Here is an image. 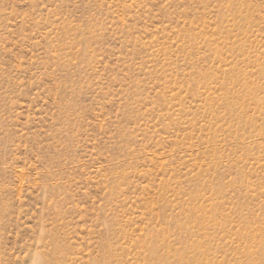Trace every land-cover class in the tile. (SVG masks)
<instances>
[{
  "label": "rangeland",
  "instance_id": "374dc122",
  "mask_svg": "<svg viewBox=\"0 0 264 264\" xmlns=\"http://www.w3.org/2000/svg\"><path fill=\"white\" fill-rule=\"evenodd\" d=\"M0 264H264V0H0Z\"/></svg>",
  "mask_w": 264,
  "mask_h": 264
}]
</instances>
